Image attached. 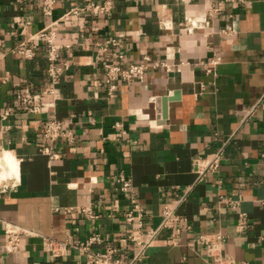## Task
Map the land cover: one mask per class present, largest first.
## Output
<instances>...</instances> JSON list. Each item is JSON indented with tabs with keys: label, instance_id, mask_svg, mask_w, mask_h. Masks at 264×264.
Returning <instances> with one entry per match:
<instances>
[{
	"label": "crops",
	"instance_id": "1",
	"mask_svg": "<svg viewBox=\"0 0 264 264\" xmlns=\"http://www.w3.org/2000/svg\"><path fill=\"white\" fill-rule=\"evenodd\" d=\"M55 22L69 68L51 99L33 37ZM20 45L34 56L16 54ZM143 57L169 71L115 82L107 98L103 64ZM23 92L52 106L30 113ZM50 119L62 131L53 142L43 138ZM219 152L218 169L205 170ZM0 177V241L14 230L20 243L0 249V264H88L73 245L92 236L100 242L89 252L113 247L128 261L138 250L131 237L150 233L142 264H209L215 236L234 264H264V0H57L50 16L40 0H0ZM163 207L176 216L168 227Z\"/></svg>",
	"mask_w": 264,
	"mask_h": 264
},
{
	"label": "built area",
	"instance_id": "2",
	"mask_svg": "<svg viewBox=\"0 0 264 264\" xmlns=\"http://www.w3.org/2000/svg\"><path fill=\"white\" fill-rule=\"evenodd\" d=\"M41 1V12L45 16H50L54 10V6L57 0H40ZM240 3H244L245 0H237ZM86 9H92L98 14H102L107 11V5H88ZM79 10H73L69 14L76 15ZM67 16V15H66ZM66 19V18H65ZM64 19V20H65ZM191 26H194L193 23H190ZM56 29L57 22L51 23L48 26L41 29L34 37V40H37L41 43L43 50L46 55L48 62L47 67V95L53 99L55 97V88L59 84L62 74L68 70L69 65L64 62L59 61V51L60 47L56 44ZM106 45H117V41L111 40L105 43ZM16 54L21 56L23 59H31L34 56V47H25L20 45L15 51ZM121 59V56L117 57ZM219 62V58H216L210 64L215 65ZM163 67L166 71H169V67L165 64H150V59L148 57H143L140 63L129 64L125 67H122L118 64L112 62H106L103 64L104 70V84L106 87V96L107 98H112L114 95V83L118 81L129 82L133 80L143 81L149 68L156 69ZM212 67L208 68L207 72H210ZM21 102L25 105V110L30 113H40L42 108H49L52 106V103L42 105L41 107L34 105L33 97L28 93L23 92L18 97ZM62 136L61 124L56 120L50 119L45 122L43 128V138L48 141H55ZM221 153L215 154L206 165L207 171H216L219 166ZM203 174V171L199 172V176ZM119 190L122 193H127L131 188V182L129 179L125 178L124 175L118 176ZM1 186V184H0ZM131 205L133 212L139 214L141 209L135 200H131ZM66 213L70 210L65 209ZM80 212L86 215L88 218H94V215L89 209L82 208ZM133 212H129L126 215V221L130 222L133 218ZM243 215H241L242 217ZM162 225L165 227L170 226L173 222L176 221V216L174 210L168 207H163L162 209ZM154 233H150L148 239L143 242H138L136 237H131V240L137 243V252L132 259L128 261H122L115 257L116 249L113 247H107L103 252H89L90 245L94 243H99L100 240L97 236H92L84 242H78L73 245V248L79 252L86 255L88 264H142L141 256L145 248L148 246L150 240L152 239ZM222 237L215 236L212 243L208 245V255L210 257L209 264H234L233 260L228 257H223L220 253V245L222 243ZM19 233L14 230H9L5 232V237L0 241V249L5 253H16L19 250ZM48 249L52 250V244L47 245ZM53 252V251H52ZM58 253V250L54 251Z\"/></svg>",
	"mask_w": 264,
	"mask_h": 264
},
{
	"label": "bare ground",
	"instance_id": "3",
	"mask_svg": "<svg viewBox=\"0 0 264 264\" xmlns=\"http://www.w3.org/2000/svg\"><path fill=\"white\" fill-rule=\"evenodd\" d=\"M5 164L7 165L6 167L8 168V171H9V173H11V174H15L16 173V168H15V164H14V162H13V160L11 159V158H9L7 155L5 156ZM4 163V162H3ZM2 163V164H3ZM4 165V164H3ZM5 166V165H4ZM4 172V171H3ZM5 174V173H4ZM3 175V174H2ZM3 177H5V179L3 180V181H5L6 180V176H3ZM1 178V177H0ZM1 179H3V178H1ZM3 181H1L0 182V184H2V182Z\"/></svg>",
	"mask_w": 264,
	"mask_h": 264
},
{
	"label": "water",
	"instance_id": "4",
	"mask_svg": "<svg viewBox=\"0 0 264 264\" xmlns=\"http://www.w3.org/2000/svg\"><path fill=\"white\" fill-rule=\"evenodd\" d=\"M170 99H167V98H163L162 99V102H163V109H162V119H164L166 117V112H167V104H168V101Z\"/></svg>",
	"mask_w": 264,
	"mask_h": 264
}]
</instances>
